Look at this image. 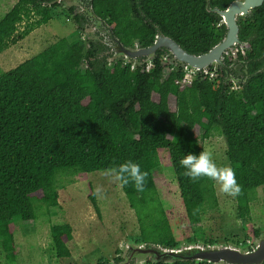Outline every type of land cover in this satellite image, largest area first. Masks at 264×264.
Listing matches in <instances>:
<instances>
[{"label": "trees", "instance_id": "16d2710c", "mask_svg": "<svg viewBox=\"0 0 264 264\" xmlns=\"http://www.w3.org/2000/svg\"><path fill=\"white\" fill-rule=\"evenodd\" d=\"M55 1L15 0L0 19V54L47 25L52 10L60 7ZM81 1L80 13L68 9L77 29L83 32L94 21L89 13L94 14L111 28L108 40L62 38L0 73V246L5 260L17 259L14 223L34 222L35 202L48 215L58 206L59 174L86 179L129 160L147 173L143 191L120 182L138 224L137 244L178 247L153 172L160 166L159 153L167 150L189 225L200 224L205 212L217 208L213 181L190 180L179 164L187 153L204 151L196 128L201 140L213 133L224 139L241 186L234 197L237 216L247 219L254 193L264 195V5L237 22L239 41L249 44L248 50L235 52L236 61L247 65L246 81L233 85L225 82L223 70L210 68L185 84L186 70L165 49L155 53L147 70L144 59L110 60L112 45L117 40L123 47L147 48L160 31L187 54H206L226 33L219 15L207 12L206 0ZM233 1L209 3L223 11ZM232 61L231 53L224 55L227 67ZM88 197L99 216L93 192ZM49 233L55 256L71 259V226L52 225Z\"/></svg>", "mask_w": 264, "mask_h": 264}, {"label": "rangeland", "instance_id": "374dc122", "mask_svg": "<svg viewBox=\"0 0 264 264\" xmlns=\"http://www.w3.org/2000/svg\"><path fill=\"white\" fill-rule=\"evenodd\" d=\"M14 3L15 0L0 2V19ZM70 8H73L74 14L84 10L82 4L78 8L77 6ZM94 28V23L90 21L83 32L79 31L72 20V14L68 12V6L61 3L60 7L52 10V20L47 25L35 30L27 38L0 54V73L14 69L62 38L70 42L84 43L87 40L99 42L100 36L104 38L103 40H108L106 33L109 31L104 26ZM83 69L84 65H81V70ZM186 75L190 80V72ZM169 105L173 110L172 98ZM194 132L198 137L199 146L212 154L218 166L229 165L224 139L218 133L201 140L202 132L198 128ZM159 158L160 166L153 172V176L177 245L205 246L206 243L212 242L213 245L249 248L257 238L254 236L255 231L259 235H264L262 192L254 193L249 217L240 219L236 212L235 198L221 193L219 186L214 182L217 208L205 212L200 224L189 225L168 151H161ZM57 184L60 187L58 206L49 209L48 215L43 208L38 211L40 206L35 202L38 218L34 222L23 223L19 220L14 223L16 261L7 262L0 246V264H116L115 259L117 257L121 259L126 245L140 242L134 212L130 210L120 182L114 179L113 172L90 173L86 179L59 174ZM90 191L95 196L99 216L89 200ZM56 224H68L72 228L73 239L67 244L71 259H58L55 256L49 229ZM128 255L129 253L126 254ZM130 264H133V261Z\"/></svg>", "mask_w": 264, "mask_h": 264}, {"label": "water", "instance_id": "95a60500", "mask_svg": "<svg viewBox=\"0 0 264 264\" xmlns=\"http://www.w3.org/2000/svg\"><path fill=\"white\" fill-rule=\"evenodd\" d=\"M57 4L71 6L81 5L79 0H56ZM263 0H235L228 7L220 11L217 8H210L209 0H206V10L210 13H217L221 18L220 24L224 25L226 33L224 38L216 44L209 52L200 56H193L183 51L173 40L162 36L160 31L155 35L154 43L147 48H127L123 47L117 40L112 49L113 55L110 60H125L137 62V59H144V63L153 61L158 50L165 49L171 60L183 68L191 69L197 73L209 70L221 69L226 73L225 82H229L230 68L224 62V55L237 46L240 49L247 48L238 39L239 28L237 22L240 18L249 15L251 10L260 7ZM94 19L97 29L104 26L111 36V28L105 21L99 19L94 14L89 13ZM93 29V30H94ZM129 253L128 256L126 254ZM176 264L182 262H194L196 264H263L264 263V235H258L253 245L249 248L227 245H199L187 244L179 245L176 248H165L156 245H146L143 243H131L126 245L121 261L116 264Z\"/></svg>", "mask_w": 264, "mask_h": 264}, {"label": "clouds", "instance_id": "9594fccd", "mask_svg": "<svg viewBox=\"0 0 264 264\" xmlns=\"http://www.w3.org/2000/svg\"><path fill=\"white\" fill-rule=\"evenodd\" d=\"M179 164L184 168V175L196 181L208 178L219 186L221 193L237 196L241 192L236 173L230 165L218 166L211 153L201 151L199 154L187 153L180 159ZM147 173L141 170L138 163L126 161L113 171L116 181L123 184L132 183L137 191H143Z\"/></svg>", "mask_w": 264, "mask_h": 264}, {"label": "flooded vegetation", "instance_id": "af4514ba", "mask_svg": "<svg viewBox=\"0 0 264 264\" xmlns=\"http://www.w3.org/2000/svg\"><path fill=\"white\" fill-rule=\"evenodd\" d=\"M264 5V0H263V2H262V4H261V6H263ZM260 6V7H261ZM257 8H259V7H257ZM256 9V8H255ZM254 10V9H253ZM251 12H252V10H251ZM251 12L249 13V15L248 16H251ZM80 13V12H79ZM248 16H246V17H248ZM245 17V18H246ZM242 18H244V17H242ZM240 20V19H239ZM90 21H92L93 23H94V21L93 20H90ZM98 31H96V33H97ZM241 42V41H240ZM241 43H243V44H246L247 45V48H244V49H242V51L244 52V51H246V50H248L249 49V44L247 43V42H241ZM237 48H239L240 49V47L239 46H237L236 48H233V49H237ZM233 49H231V50H233ZM229 53H231V52H228V54ZM227 54V55H228ZM232 62H231V64L228 66V68H230V72H229V78L231 79L229 82H231L233 85H237V84H239L240 83V81H242L243 83L246 81V79L249 77L248 76V73H247V65H246V63L245 62H243V61H241V62H237L236 61V54L234 53L233 55H232ZM243 67V68H242ZM242 69H243V71H242ZM121 260H119L118 262H116V263H119Z\"/></svg>", "mask_w": 264, "mask_h": 264}, {"label": "built area", "instance_id": "2783aa9c", "mask_svg": "<svg viewBox=\"0 0 264 264\" xmlns=\"http://www.w3.org/2000/svg\"><path fill=\"white\" fill-rule=\"evenodd\" d=\"M241 51H242V49H240ZM228 52H231V55H233L235 52H236V49H233V50H230V51H228ZM228 52H227V54H228ZM227 54H225V55H227ZM167 58L165 57V60H166ZM146 65H147V67H146V69L148 70L149 69V67H150V64H151V61H149V62H147V63H145ZM185 70H186V74H187V72H190V74H191V76H190V80L189 79H187V75H185V77H184V80L182 81V83H190V81H191V79H192V76L194 75V74H197V72H195V71H193V70H191V69H188V68H184ZM208 71L209 70H206V71H202L205 75L206 74H208ZM214 71H216V70H214ZM210 76H212V74L210 75Z\"/></svg>", "mask_w": 264, "mask_h": 264}]
</instances>
